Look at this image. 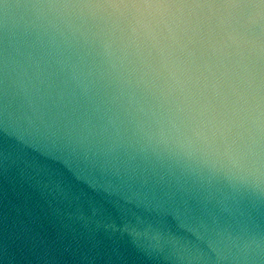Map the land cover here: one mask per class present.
I'll return each mask as SVG.
<instances>
[{
    "label": "water",
    "instance_id": "obj_1",
    "mask_svg": "<svg viewBox=\"0 0 264 264\" xmlns=\"http://www.w3.org/2000/svg\"><path fill=\"white\" fill-rule=\"evenodd\" d=\"M0 264H264V0H0Z\"/></svg>",
    "mask_w": 264,
    "mask_h": 264
}]
</instances>
